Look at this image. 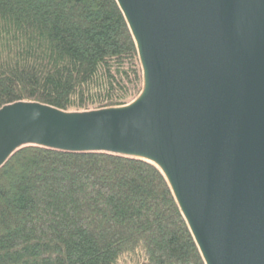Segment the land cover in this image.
Wrapping results in <instances>:
<instances>
[{
    "label": "water",
    "instance_id": "water-1",
    "mask_svg": "<svg viewBox=\"0 0 264 264\" xmlns=\"http://www.w3.org/2000/svg\"><path fill=\"white\" fill-rule=\"evenodd\" d=\"M142 89L129 104L0 109V168L19 149L156 166L205 264H264V0H116Z\"/></svg>",
    "mask_w": 264,
    "mask_h": 264
},
{
    "label": "trees",
    "instance_id": "trees-1",
    "mask_svg": "<svg viewBox=\"0 0 264 264\" xmlns=\"http://www.w3.org/2000/svg\"><path fill=\"white\" fill-rule=\"evenodd\" d=\"M142 89L116 0H0V109L124 106ZM0 264H205L160 170L40 146L0 168Z\"/></svg>",
    "mask_w": 264,
    "mask_h": 264
}]
</instances>
